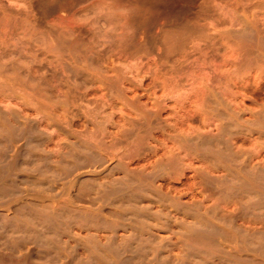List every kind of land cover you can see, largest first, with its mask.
Masks as SVG:
<instances>
[{
	"label": "rangeland",
	"instance_id": "1",
	"mask_svg": "<svg viewBox=\"0 0 264 264\" xmlns=\"http://www.w3.org/2000/svg\"><path fill=\"white\" fill-rule=\"evenodd\" d=\"M0 50V264H264V0H0Z\"/></svg>",
	"mask_w": 264,
	"mask_h": 264
},
{
	"label": "bare ground",
	"instance_id": "2",
	"mask_svg": "<svg viewBox=\"0 0 264 264\" xmlns=\"http://www.w3.org/2000/svg\"><path fill=\"white\" fill-rule=\"evenodd\" d=\"M21 26H22V25H21ZM63 36H65V35H63ZM70 37H71V36H70ZM60 39H61V38H60ZM78 41H79V40H78ZM92 42H93V41H92ZM1 45H2V44H1ZM8 45H9V44H8ZM50 45H51V44H50ZM50 45H49V46H50ZM97 45H98V44H97ZM10 46H11V44H10ZM10 46H9V47H10ZM44 47H45V46H44ZM47 47H48V46H47ZM93 47H94V46H93ZM48 49H49V48H48ZM84 49H85V48H84ZM11 50H12V49H11ZM0 51H1V50H0ZM84 51H85V50H84ZM87 51H88V50H87ZM89 51H90V50H89ZM93 51H94V50H93ZM34 53H35V52H34ZM16 54H17V53H16ZM72 54H73V53H72ZM0 55H1V54H0ZM62 55H63V54H62ZM6 56H7V55H6ZM30 56H31V55H30ZM13 57H14V56H13ZM16 58H17V57H16ZM25 58H26V57H25ZM3 59H4V58H3ZM20 59H21V57H20ZM41 60H42V59H41ZM69 60H70V59H69ZM2 61H4V60H2ZM2 61L0 60L1 64L3 63ZM15 61H16V59H15ZM19 62H20V61H19ZM67 62H68V61H66L65 63H67ZM69 62H70V61H69ZM69 62H68V63H69ZM17 63H18V61H17ZM20 63H21V62H20ZM20 63H19V64H20ZM25 63H26V62H25ZM55 63H56V62H55ZM57 63H58V62H57ZM68 63H67V64H68ZM78 63H79V62H78ZM101 63H102V62H101ZM8 64H9V63H8ZM21 64L23 65L24 62L21 63ZM21 64H20L19 66H22ZM27 64H28V63H27ZM33 64H34V62H33ZM33 64H32V66H33ZM41 64H43V63L41 62ZM41 64H40V62H39V65H41ZM52 64H53V63H52ZM4 65H7V62H6V61H5ZM34 65H36V64H34ZM43 65H44V64H43ZM49 65H50V64H49ZM68 65H71V64H68ZM98 65H99V64H98ZM1 66H3V64L0 65V73H1V75H2V71H1V68H2V67H1ZM29 66H30V65H29ZM44 66H45V65H44ZM7 67H10V69H11V65H8ZM7 67H6V68H7ZM38 67H39V66H38ZM41 67H43V66H41ZM45 67H46V66H45ZM63 67H64V65H63ZM63 67H62V68H63ZM66 67H68V66H66ZM66 67H65V68H66ZM72 67H73V65H72ZM4 68H5V67H4ZM6 68H5V69H6ZM12 68H13V67H12ZM27 68H28V67H27ZM49 68H50V67H49ZM54 68H55V67H54ZM28 69H29V68H28ZM46 69H47V68H46ZM46 69H45V71H47ZM50 69H51V68H50ZM55 69H56V68H55ZM25 70H26V69H24V71H25ZM32 70H33V69H32ZM32 70H31V73H33ZM69 70H70V68H69ZM7 71H9V70L7 69V70L5 71V75H7V74L9 75L10 72H12V71H10L9 73H6ZM21 71H23V70L21 69ZM14 72H15V70H14ZM60 72H61V71H60ZM67 72H68V71H67ZM96 72H97V71H96ZM99 72H100V71H99ZM12 73H13V72H12ZM42 73H43V72H42ZM68 73H69V72H68ZM14 74H15V73H14ZM16 74H17V73H16ZM16 74H15V75H16ZM33 74H34V73H33ZM44 74H45V73H44ZM1 75H0V77H3V76H1ZM10 75L12 76L13 74H10ZM24 75H25V73L23 74V79H22V74H21V77H20V78H21L22 80H24ZM35 75H36V74H35ZM53 75H54V74H52V77H53ZM61 75H62V74H61ZM19 76H20V75H19ZM37 76H38V75H37ZM63 76H64V75H63ZM4 77H6V76H4ZM4 77H3V79H5ZM16 77H17V75H16ZM49 77H50V76H49ZM55 77H56V76H55ZM69 77H70V76H69ZM27 78H28V77H27ZM34 78H35V77H34ZM34 78H33V79H34ZM47 78H48V77H47ZM3 79H1L0 82L2 81V83H3ZM14 79L17 80V78H14V75H13V79H12V80L14 81ZM18 79H19V78H18ZM53 79H54V78H53ZM59 79H61V77H60ZM68 79H69V78H68ZM68 79H67V80H68ZM100 79H101V78H100ZM7 80L10 81L11 79H7ZM7 80H6V81H7ZM29 80H31V79L29 78ZM29 80H27V81H29ZM91 80H92V79H91ZM8 81H7V83H8ZM37 81H38V80H37ZM59 81H60V83H61V80H59ZM10 82H11V81H10ZM18 82H21V81L18 80ZM22 82H23V81H22ZM29 82H31V81H29ZM11 83H12V82H11ZM13 83H15V82H13ZM51 83H52V82H51ZM62 83H63V80H62ZM27 84H28V83H27ZM39 84H40V83H39ZM4 85H5V84H4ZM4 85H3V86H4ZM15 85H16L15 87H17V84H15ZM18 85H21V84H18ZM32 85H34V84H32ZM54 85H55V84H54ZM71 85H72V84H71ZM12 86H13V85L11 84L10 87H12ZM21 86H23V84H22ZM49 86H50V85H49ZM6 87H7V86H6ZM31 87H32V86H31ZM52 87H54V86H52ZM56 87H58V86L56 85ZM7 88H8V87H7ZM18 88H19V87H18ZM20 88H22V87H20ZM23 88H24V87H23ZM39 88H40V87H39ZM41 88H42V87H41ZM41 88H40V89H41ZM11 89H13V88H11ZM32 89H34V88H32ZM87 89H88V88H87ZM2 90H3V89H2ZM13 90H17V88H15V89H13ZM23 90H24V89H23ZM27 90H28V89H27ZM56 90H57V89H56ZM18 91H19V90H18ZM32 91H33V90H32ZM23 92H24V91H23ZM80 92H81V91H80ZM17 93H18V92H17ZM37 93H38V92H37ZM56 93H57V92H56ZM20 94H21V93H20ZM44 94H45V93H44ZM21 95H23V93H22ZM45 95H46V94H45ZM0 96H1V95H0ZM24 97H25V96H24ZM0 98H3V97L1 96ZM43 98H44V97H43ZM46 98L48 99V97H46ZM6 99H7V98H6ZM6 99H5V101H6ZM13 99H14V98H13ZM35 99H36V98H35ZM1 100H2V99H1ZM10 100H11V99H10ZM32 100H33V99H32ZM16 102H17V101H16ZM47 102H48V101H47ZM71 102H72V100H71ZM2 103H3V102H2ZM51 104H52V103H51ZM62 105H64V104H62ZM15 106H16V105H15ZM23 107H24V106H23ZM17 110H18V109H17ZM52 110H53V109H52ZM61 110H62V109H61ZM35 111H36V110H35ZM36 112H37V111H36ZM72 112H73V111H72ZM42 113H43V112H42ZM56 115H57V114H56ZM12 116H13V114H12ZM58 116H59V115H58ZM4 117H5V116H4ZM13 117H14V116H13ZM5 118H7V117H5ZM57 118H58V117H57ZM7 119H9V118H7ZM1 120H2V119H1ZM3 121H4V120H3ZM11 121H13V120H11ZM28 122H29V121H28ZM96 122H97V121H96ZM253 122H254V121H253ZM5 123H6V122H5ZM8 123H9V122H8ZM17 123H18V122H17ZM19 123H20V122H19ZM21 123H22V122H21ZM9 124H10V123H9ZM33 124H34V123H33ZM62 124H63V123H62ZM6 125H7V124H6ZM12 125H13L12 123H11V125H8L9 128H10V126H12ZM23 126H24V125H23ZM26 126H27V125H26ZM33 126H34V125H33ZM44 126H45V125H44ZM253 126H255V125H253ZM34 127H36V125H35ZM13 128H14V127H13ZM17 128H18V127H17ZM23 128H24V127H23ZM37 128H38V127H37ZM14 129H15V128H14ZM18 129H19V128H18ZM18 129H17V130H18ZM106 129H107V128H106ZM21 130H22V129H21ZM21 130H20V131H21ZM28 130H29V129H28ZM28 130H27V131H28ZM4 132H5V134H6V132H7V135L9 134L8 131H4ZM10 132H17V133H19L18 131H11V130H10ZM2 133H3V131H2ZM27 133H28V132H27ZM27 133H26V134H27ZM81 133H82V132H81ZM97 133H98V132H97ZM42 134H44V133H42ZM86 134H87V133H86ZM29 135H30V134H29ZM29 135H28V137H27V136H26V137L29 138ZM32 135H34V131H32L31 136H32ZM13 136H15V135H13ZM103 136H104V134H103ZM126 136H127V134H126ZM138 136H139V135H138ZM191 136H193V135H191ZM0 137H1V136H0ZM87 137H88V136H87ZM223 137H224V136H223ZM14 138H15V137H13V139H14ZM17 138H18V137H17ZM93 138H94V137H93ZM102 138H103V137H102ZM118 138H119V137H118ZM176 138H177V137H176ZM194 138H196V137H194ZM7 139H8V137H7ZM115 139H116V138H115ZM121 139H122V138H121ZM189 139H190V138H189ZM200 139H201V138H200ZM2 140H3V143H4V138L2 139V137H1L0 141H2ZM14 140H15V139H14ZM14 140H13V142H14ZM28 140H30V138H29ZM35 140H36V139H35ZM99 140H100V139H99ZM106 140H107V139H106ZM10 141H11V140H10ZM39 141H40V140H39ZM82 141H83V140H82ZM100 141H101V140H100ZM5 142H6V141H5ZM27 142H28V141H27ZM20 143H21V142H20ZM28 143H30V141H29ZM40 143H41V142H40ZM102 143H103V142H102ZM136 143H137V142H136ZM136 143H135V144H136ZM188 143H189V142H188ZM5 144L8 145V140H7V142L4 143L3 145H5ZM21 144H22V143H21ZM87 144H88V143H87ZM97 144H98V143H97ZM103 144H104V143H103ZM178 144H180V143L178 142ZM185 144H186V143H185ZM23 145H24V144H23ZM23 145H22V146H23ZM30 145H32V144L30 143L29 146H30ZM33 145H34V144H33ZM33 145H32V146H33ZM36 145H37V144H36ZM78 145H79V144H78ZM37 146H39V144H38ZM100 146H101V145H100ZM1 147H2V146H1ZM10 147H11V146H10ZM33 147H34V146H33ZM35 147H36V146H35ZM202 147H203V146H202ZM8 148H9V147H8ZM8 148L6 149V150H7L6 153H8V151L10 152V150H11V148H10V150H8ZM18 148H19V147H18ZM23 148L26 149L25 145H24ZM198 148H199V147H198ZM19 149H21V148H19ZM27 149H28V147H27ZM31 149H32V148H31ZM34 149H37V148H34ZM95 149H96V148H95ZM177 149H178V148H177ZM181 149H182V148H181ZM16 150H17V148H16ZM38 150H39V149H38ZM2 151H5V150L2 149ZM33 151L35 152V150H33ZM36 151H37V150H36ZM46 151H47V150H46ZM103 151H104V150H103ZM17 152H18V151H17ZM19 152H20V150H19ZM183 152H184V151H183ZM23 153H24V152H23ZM26 153H27V152H25V154H26ZM188 153H189V152H188ZM4 154H5V152H4ZM18 154H19V153H18ZM21 154H22V153H21ZM25 154H24V155H25ZM28 154H29V153H28ZM89 154H90V153H89ZM19 155H20V154H19ZM31 155H32V154H31ZM78 156H79V155H78ZM163 156H164V155H163ZM19 157H20V156H19ZM166 157H167V156H166ZM39 158H40V157H39ZM59 158H60V157H59ZM59 158H58V159H59ZM83 158H84V157H83ZM15 159H16V157H15ZM109 159H110V158H109ZM160 159H161V158H160ZM197 159H198V158H197ZM203 159H204V158H203ZM13 160H14V158H13ZM17 160H18V159H17ZM229 160H230V159H229ZM11 161H12V160H11ZM45 161H46V160H45ZM49 161H50V160H49ZM158 161H159V160H158ZM158 161H157V162H158ZM193 161H194V160H193ZM12 162L15 163L16 161H12ZM19 162H20V161H19ZM16 163H17V162H16ZM21 163H22V162H21ZM212 163H213V162H212ZM256 164H257V163H256ZM15 165H16V164H14V166H15ZM126 165H127V164H126ZM173 165H174V164H173ZM253 165H254V164H253ZM35 166H36V165H35ZM222 166H223V165H222ZM115 167H116V166H115ZM175 167H176V166H175ZM250 167H251V166H250ZM117 168H118V166H117ZM221 168H222V167H221ZM241 168H242V167H241ZM104 169H105V168H104ZM146 169H147V168H146ZM210 169H211V168H210ZM234 169H235V168H234ZM31 170H32V169H31ZM119 170H120V169H119ZM167 170H168V169H167ZM33 171H34V170H33ZM74 171H75V170H74ZM100 171H101V170H100ZM126 171H127V170H126ZM139 171H141V170H139ZM202 171H203V170H202ZM97 172H98V171H97ZM32 173H33V172H31V175H32ZM224 173H225V172H224ZM224 173H223V174H224ZM6 174H7V173H6ZM121 174H122V173H121ZM131 174H132V173H131ZM162 174H163V173H162ZM257 174H258V173H257ZM108 175H109V174H108ZM128 175H129V174H128ZM219 175H220V173H219ZM236 175H237V174H236ZM251 175H254V174H251ZM78 176H79V174H78ZM228 176H229V175H228ZM108 177H109V176H108ZM119 177H120V176H119ZM248 177H249V176H248ZM5 178H6V177H5ZM15 178H17V177H15ZM100 178H101V177H100ZM115 178H116V177H115ZM108 179H109V178H108ZM151 179H152V178H151ZM237 179H239V178H237ZM237 179H236V180H237ZM16 180H17V179H16ZM99 180H100V179H99ZM116 180H117V179H116ZM116 180H115V181H116ZM136 180H137V179H136ZM192 180H193V179H192ZM244 180H245V179H244ZM103 181H104V180H103ZM111 181H112V180H111ZM115 181H114V182H115ZM147 181H148V180H147ZM234 181H235V180H234ZM26 182H27V181H26ZM49 182H50V181H49ZM69 182H70V181H69ZM225 182H226V181H225ZM100 183H101V182H100ZM128 183H129V182H128ZM203 183H204V182H203ZM49 184H50V183H49ZM75 184H76V183H75ZM94 184H95V183H94ZM101 184H102V183H101ZM91 185H92V184H91ZM146 185H147V184H146ZM42 186H43V185H42ZM19 187H20V186H19ZM72 187H73V185H72ZM149 187H150V186H149ZM159 187H160V186H159ZM38 188H39V187H38ZM93 188H94V187H93ZM143 188H144V187H143ZM151 188H152V187H151ZM2 189H3V188H2ZM73 189H74V188H73ZM119 189H120V188H119ZM128 189H129V187H128ZM14 190H15V189H14ZM37 190H38V189H37ZM56 190H57V189H56ZM116 190H117V189H116ZM122 190H123V189H122ZM142 190H143V189H142ZM27 191H28V190H27ZM62 191H63V190H62ZM36 192H37V191H36ZM98 192H99V191H98ZM111 192H112V191H111ZM59 193H60V192H59ZM103 193H104V192H103ZM129 193H130V192H129ZM132 193L134 194V192H132ZM0 194H1V193H0ZM34 194H35V193H34ZM46 194H47V193H46ZM97 194H98V193H97ZM161 194H162V193H161ZM232 194H233V193H232ZM51 195H53V194H51ZM229 195H230V194H229ZM221 196H222V198L224 197L223 195H221ZM53 197H54V196H53ZM104 197H105V196H104ZM137 197H138V196H137ZM164 197H165V196H164ZM179 197H180V196H179ZM225 197H226V196H225ZM132 198H133V197H132ZM96 199H97V198H96ZM96 199H95V200H96ZM108 199H109V198H107V200H108ZM127 199H128V198H127ZM136 199H137V198H136ZM229 199H230V198H229ZM138 200H140V199H138ZM5 201H6V200H5ZM51 203H52V202H51ZM54 205H55V204H54ZM63 205H64V204H63ZM74 205H75V204H74ZM61 206H62V205H61ZM86 207H87V206H86ZM59 208H60V207H59ZM65 208H67V207H65ZM71 208H72V207H71ZM74 208H75V207H74ZM88 208H89V207H88ZM54 209H55V208H54ZM60 209H61V208H60ZM76 209H77V208H76ZM89 209H90V208H89ZM92 209H93V208H92ZM83 210H84V209H83ZM85 210H86V208H85ZM95 210H96V209H95ZM95 210H94V211H95ZM55 211H56V210H55ZM96 211H97V210H96ZM73 212H74V211H73ZM88 212H89V211H88ZM68 213H69V212H68ZM75 213H76V212H75ZM82 213H84V212H82ZM82 213H81V214H82ZM89 213H91V212H89ZM42 214H43V213H42ZM70 214H71V213H70ZM86 215H87V214H86ZM90 215H91V214H90ZM90 215H89V216H90ZM68 216H69V215H68ZM107 224H108V223H107ZM112 225H113V224H112ZM120 225H121V224H120ZM98 226H99V225H98ZM102 226H103V225H102ZM108 227H109V226H108ZM205 230H206V229H205ZM202 233H203V232H202ZM211 235H213V234H211ZM227 236H228V235H227ZM206 239H207V238H206ZM205 241H206V240H205ZM217 242H218V241H217ZM246 242H247V241H246ZM209 243H210V242H209ZM255 243H256V242H255ZM237 244H238V243H237ZM245 247H246V246H245ZM256 248H257V247H256ZM261 248H262V247H261ZM228 249H229V248H228ZM224 251H225V250H224ZM246 251H247V250H246ZM220 252H221V251H220ZM229 252H232V253H233V254L231 253V255H233V257H230V258H232V259H233V258H236V257H235V256H236L235 252H237V256H238L239 254L242 255L240 251H239V252L237 251V249H236V251L232 250V251H229ZM229 252H228V253H229ZM226 253H227V251H226ZM244 253H245V252H244ZM249 253H250V252H249ZM254 253H255V252H254ZM229 254H230V253H229ZM234 254H235V255H234ZM252 254H253V253H252ZM263 254H264V252H263ZM227 255H228V254H227ZM231 255H230V256H231ZM240 257H241V256H239V257H237V258L240 259ZM70 258H71V257H70ZM0 259H1V258H0ZM68 259H69V258H68ZM73 259H74V258H73ZM211 259H212V258H211ZM252 259H253V258H252ZM203 260H204V259H203ZM7 261H8V260H7ZM239 261H240V260H239ZM9 262H10V261H9ZM20 262H21V261H20ZM70 262H71V261H70ZM210 262H211V261H210ZM254 262L256 263V261H254ZM259 262H260V261H259ZM261 263H262V261H261ZM2 264H3V263H2ZM5 264H6V263H5ZM9 264H10V263H9ZM20 264H21V263H20ZM63 264H64V263H63ZM257 264H258V263H257Z\"/></svg>",
	"mask_w": 264,
	"mask_h": 264
}]
</instances>
